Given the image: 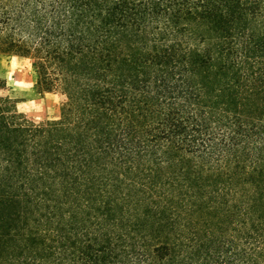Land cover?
I'll return each instance as SVG.
<instances>
[{
  "label": "trees",
  "instance_id": "obj_1",
  "mask_svg": "<svg viewBox=\"0 0 264 264\" xmlns=\"http://www.w3.org/2000/svg\"><path fill=\"white\" fill-rule=\"evenodd\" d=\"M0 53L64 97L0 96V264H264V0H0Z\"/></svg>",
  "mask_w": 264,
  "mask_h": 264
},
{
  "label": "rangeland",
  "instance_id": "obj_2",
  "mask_svg": "<svg viewBox=\"0 0 264 264\" xmlns=\"http://www.w3.org/2000/svg\"><path fill=\"white\" fill-rule=\"evenodd\" d=\"M0 81V96L11 99L23 118L35 123L59 118L64 97L36 88V75L27 59L0 53Z\"/></svg>",
  "mask_w": 264,
  "mask_h": 264
}]
</instances>
